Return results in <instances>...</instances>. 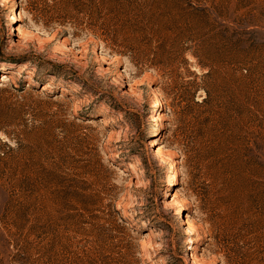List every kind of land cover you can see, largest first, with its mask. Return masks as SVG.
Returning a JSON list of instances; mask_svg holds the SVG:
<instances>
[{
    "label": "rangeland",
    "instance_id": "1",
    "mask_svg": "<svg viewBox=\"0 0 264 264\" xmlns=\"http://www.w3.org/2000/svg\"><path fill=\"white\" fill-rule=\"evenodd\" d=\"M97 1L0 0V264H264V0Z\"/></svg>",
    "mask_w": 264,
    "mask_h": 264
},
{
    "label": "bare ground",
    "instance_id": "2",
    "mask_svg": "<svg viewBox=\"0 0 264 264\" xmlns=\"http://www.w3.org/2000/svg\"><path fill=\"white\" fill-rule=\"evenodd\" d=\"M12 13H13V11H11V14H12ZM13 31L16 32V36H17V37L20 36V34H21V29H20V28L16 27L15 29H13ZM6 80H7V77H6V76L2 75V76L0 77V82H1V83L5 82ZM41 90H42V91H47V90H48V87H47L46 85H42V86H41ZM151 108H152L153 110H155V113H156V114L153 116V118H152V123H153V124H156V123H158V122L160 121V114H158V110H159V108H160V96H159V94H157V93H154V94H153V97H152V99H151ZM102 124H103V125H106L105 122H103ZM153 139H154V138H153ZM149 147H150V150H149V151H150V153H151L152 155L157 156V157H159V158L162 157V152H161V150H160V148H159V146H158V144H157L156 139L151 140V142H150V144H149ZM170 165H171V166L168 167V173H169V175H170V179H171L172 181H176V180H177V177H178V176H177V172H176V170H177V165H176V163H175L174 161H171V162H170ZM183 209H184V208L180 207L179 210H178V212H177V214H178V215H182L183 212H184ZM121 213L124 214L125 212L122 210ZM192 230H193V225H192V223L189 222V221H187V222L185 223L184 227H183V233H184V234H188V233H190ZM194 242H195V240H194L192 237H188V238H186V240H185V242H184V245H185L187 248H189V249H193V248H194V247H193ZM189 256H190V255H189ZM189 258H190V257H189Z\"/></svg>",
    "mask_w": 264,
    "mask_h": 264
},
{
    "label": "trees",
    "instance_id": "3",
    "mask_svg": "<svg viewBox=\"0 0 264 264\" xmlns=\"http://www.w3.org/2000/svg\"><path fill=\"white\" fill-rule=\"evenodd\" d=\"M119 1H125L128 4L134 3L135 1L138 0H110V2L117 4L119 3ZM90 3H93V5L98 6V1L97 0H90ZM97 4V5H96ZM81 9V8H80ZM82 10V9H81ZM118 11L120 14L124 15V16H128L129 20L128 23H123L120 25V30L119 32L117 30L112 31V36H114V38L119 35V33L123 32V30L128 29L129 31H131L132 34H140L142 35L143 31H146V26H145V20H144V16H146V14H144L141 11H133V10H127V9H123L121 7L118 8ZM110 12L113 13L114 9H110ZM112 29V27L108 26H102L99 27V30H101L103 33L105 34H109V30ZM125 38V37H124ZM127 39V38H126Z\"/></svg>",
    "mask_w": 264,
    "mask_h": 264
}]
</instances>
